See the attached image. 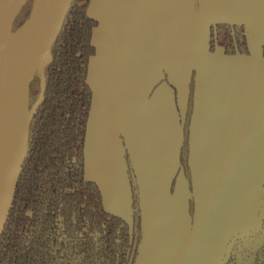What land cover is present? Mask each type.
<instances>
[{"label": "water", "instance_id": "obj_1", "mask_svg": "<svg viewBox=\"0 0 264 264\" xmlns=\"http://www.w3.org/2000/svg\"><path fill=\"white\" fill-rule=\"evenodd\" d=\"M26 1L0 0V148L2 145H6L9 151L8 168L0 183V235L8 217L14 189L27 153L29 125L33 113L44 99V70L52 61V45L60 31L65 15L74 0H32L26 19L19 27L13 30L14 19ZM147 3L148 0H129L118 11L116 17L110 22V25L106 27H102L100 20L91 16L88 11V14L97 21V25L93 28L91 38L95 53L89 59L86 78L92 94L86 124L85 143L88 123L91 120H93L97 129L99 127L102 129L113 127L116 133L115 137L120 143L123 174L128 183L130 193L129 205L131 213V186L127 173V163L124 157L125 152L128 153L134 172V180L137 185L141 210L142 238L134 264H141L142 256L140 254L148 239L155 240L163 237L164 234L168 236V242L171 239L174 240L171 242L174 248L173 257L171 258L174 261L171 264H215L225 249H227V252L229 251L232 240L245 234L243 232L236 234V231L245 228H238V230L232 232H229V230H232L235 226L246 225L247 216L244 214L245 212L237 210L229 202H226V204L222 202L220 204L219 218L212 217L214 221H208V216H216L217 212L205 209L202 204V197L211 198L214 192L213 190L202 189L200 187V171L197 169L199 157L196 149L198 142L196 137V98L199 76L206 56L213 52L209 50L211 25L216 22L244 23L221 20L208 24L203 45L185 40L183 45H181L180 58L170 60L171 64L175 66L173 72L166 69L167 60L163 58L149 60V63L155 68L154 70H157L158 74L148 73L146 70L149 67V63L148 65H143L142 62H137L132 58L133 52L128 50L132 37L139 27L142 11H144ZM198 17V11L195 10V20ZM244 26L247 37V28L245 24ZM216 48L221 50L223 56H242L244 58L246 76L242 74L240 69L234 67L231 68L229 75L231 83L241 82V78L244 77V81L249 86L247 88L249 89L250 97L255 101V106L252 102V110L254 113L256 111V125L260 128V107L257 102V94L261 84L259 69L263 68V66H259L255 62L253 65L250 63L249 46L248 54L236 53L234 55H227L223 52L222 48ZM97 57L111 59V66L115 70L116 78L114 87L109 85L106 91V102H103L101 108L94 104V91L89 79L91 64L93 62L96 63ZM162 62L164 63V67L161 69L159 67L163 65ZM134 63H141L142 66L134 73L138 76L137 81L131 90L130 100L125 102L122 79H124L127 72L124 68L128 64L134 65ZM36 74H39L40 78V93L34 104L29 106L30 83ZM226 77L227 73L225 70L222 73H218L216 70L209 81L215 79L219 82L221 78ZM164 79L166 81L163 85L168 87L171 92L174 90L176 107L173 102L168 103L159 97L157 90ZM192 81L194 91L193 110L190 116L187 138V166L189 172V177H187L184 167L180 162V154L184 144V121L188 109L190 84ZM150 105L154 109L158 107L161 116L156 118L155 122L157 123L147 126L149 122H146V116L149 107H151ZM170 108H175L176 113L173 124L171 125L168 122V126L164 120L169 116ZM129 113H131L130 116ZM251 115L252 126V121L255 117L252 112ZM144 121L145 124H143ZM10 123L13 125L11 126ZM262 125L261 140L264 145V123ZM132 130H136L137 132L147 130H154L155 133L160 132L159 144L162 145V152L156 153L154 156L156 166L154 169L152 168V171L155 176V186L151 192H149L146 185L140 183L136 157L133 149L129 150L128 142L130 139L128 136L131 135ZM225 166L226 162L224 163ZM223 172H225V168L220 173L221 186L225 190V193L228 194L229 183ZM260 182V200L256 207V211L260 212L257 217L256 230L260 226V216L263 211L260 207L261 205L264 207V176H262ZM141 186L144 189L148 205L151 206L153 204V198L156 194L160 198L161 208L159 209V214H155L156 222L149 224L150 226L147 225V221L143 225ZM190 201L193 202L192 213L189 211ZM109 212L116 214L112 211ZM230 218L235 220L234 224H237L230 226ZM223 261L218 264H223Z\"/></svg>", "mask_w": 264, "mask_h": 264}, {"label": "trees", "instance_id": "obj_2", "mask_svg": "<svg viewBox=\"0 0 264 264\" xmlns=\"http://www.w3.org/2000/svg\"><path fill=\"white\" fill-rule=\"evenodd\" d=\"M89 2H72L52 45V61L44 70V100L29 125L27 153L0 235V264H94L96 256L98 264H116L120 258L128 259L121 252L129 242L126 223L102 208L98 185L83 175L92 94L86 78L97 25L88 14ZM31 4L27 0L23 5L13 30L24 22ZM246 38L244 24L216 22L210 27L209 50L220 47L227 55L248 54ZM193 85L192 81L190 98ZM39 93L36 74L30 83L29 106ZM124 157L131 186V233L136 231L129 258L134 264L142 238L141 210L127 152ZM263 246L249 253L256 254L260 264H264Z\"/></svg>", "mask_w": 264, "mask_h": 264}, {"label": "crops", "instance_id": "obj_3", "mask_svg": "<svg viewBox=\"0 0 264 264\" xmlns=\"http://www.w3.org/2000/svg\"><path fill=\"white\" fill-rule=\"evenodd\" d=\"M129 0H90L88 11L91 16L100 20L102 27L110 25L119 10ZM195 10L199 17L195 20ZM140 24L134 33L128 50L133 52V59L142 62L165 59L166 69L173 72L175 66L170 60L179 59L181 45L185 40L203 45L206 38L207 26L216 21H240L246 25L247 41L250 49V63H257L263 68L259 69L260 88L257 94L259 119L261 127L264 123V0H148L142 11ZM93 67L96 74H103L104 78L112 80L110 83H100L103 102H106V91L116 84L115 70L111 66L110 58L97 57ZM242 56L226 57L221 50L206 56L202 67L196 98L197 116V153L202 189L213 190L211 198L202 197L203 207L216 211L208 216L219 218L220 204L229 202L237 210L245 212L247 224L235 226L229 232L238 228H247L253 224L256 207L260 200L261 178L264 176V145L262 144V129L256 125V111L252 110L249 86L241 78V82L231 83V68L244 70ZM162 66L159 67L162 69ZM149 63L148 73H157ZM158 69V68H157ZM217 70L226 71L227 77L211 80ZM255 70V69H254ZM223 79V80H222ZM163 82L159 85V97L168 103L173 102L176 107L174 90L165 87ZM248 86V88H247ZM97 89V88H96ZM95 89V91H96ZM174 89V88H172ZM225 89V92H224ZM177 91V89H175ZM102 102V105H103ZM154 102V101H153ZM152 102V103H153ZM100 104V103H99ZM153 105V104H152ZM151 106V105H150ZM175 109V108H174ZM169 110V116L164 122L173 124L176 111ZM253 113L254 117L251 126ZM159 114L158 107H149L146 122L154 125ZM169 122V123H168ZM145 124V121L143 122ZM115 131L95 127L93 120L88 123L85 143V176L97 182L103 205L106 210L112 211L126 220H130L129 188L123 174V164L120 153V143L115 137ZM135 158V157H134ZM136 160V158H135ZM226 166L224 167V163ZM225 168V177L228 180V194L221 186L220 173ZM138 170L140 183V171ZM141 202L143 225L156 222L159 214L160 198L156 194L153 204L146 203L144 189L141 186ZM225 194V196H224ZM227 194V196H226ZM211 204L210 206H208ZM264 218V212H263Z\"/></svg>", "mask_w": 264, "mask_h": 264}, {"label": "rangeland", "instance_id": "obj_4", "mask_svg": "<svg viewBox=\"0 0 264 264\" xmlns=\"http://www.w3.org/2000/svg\"><path fill=\"white\" fill-rule=\"evenodd\" d=\"M93 65L94 64L92 63L90 67L89 79L94 91V104L97 107L101 108L103 99L102 96L100 95L102 91L100 90L99 85L100 83H107V82L112 83L114 81L113 79L108 80L104 78L103 74H96ZM141 66H142L141 63H134V65L128 64L124 68V70H126L127 72L126 76H124V79H122V85H123L122 87L125 92V96H124L125 102H128L130 100L131 90L134 87V83L137 81V77H138L134 73ZM130 115L131 113H129V116ZM128 138L130 139V141L128 142L129 150L131 151V149H133V152L135 154L136 163L140 171V178L143 184L147 186L149 192H151V190L155 186L154 185L155 176H154V172L152 171V168L154 169L156 166L154 161V156L156 153L162 152V145L159 144L160 132L155 133L154 130L137 132L136 130H132L131 135L128 136ZM234 221L235 220H232L230 218L229 221L230 226L237 224V223L234 224ZM169 236L172 237L171 234H169ZM163 237L157 238L155 240L150 238L148 239L145 247L142 249L140 254V256H142L141 264H171L174 261V260L172 261L171 259L174 253V248L172 247L171 242H173L174 240L171 239L168 242V238H167L168 236L166 234H164Z\"/></svg>", "mask_w": 264, "mask_h": 264}, {"label": "flooded vegetation", "instance_id": "obj_5", "mask_svg": "<svg viewBox=\"0 0 264 264\" xmlns=\"http://www.w3.org/2000/svg\"><path fill=\"white\" fill-rule=\"evenodd\" d=\"M193 88H194V85H193ZM193 91H194V89H193ZM192 110H193V97L190 98V96H189L188 109H187L186 117H185V121H184V144L182 146L181 154H180V158H184V161L181 162V160H180V162L184 167V170H185L187 177H189L188 166H187V153H188L187 138H188V133H189V123H190V116L192 114ZM186 147H187V149H186ZM185 151H186V153H185ZM83 175L86 178V176H85V153H84ZM263 185H264V183H263ZM98 188H99V186H98ZM99 190H100V188H99ZM100 194H101V190H100ZM100 197H101L102 208L104 210H106L104 205H103L102 194L100 195ZM260 208H262L263 211H262V214L260 216V226H259L258 230H256L255 228H256L257 217H258V214L260 211H256V215H255V219H254L253 224H251L249 227H247L243 230L236 231V234H238L239 232H243L245 234L238 236L234 240H232L229 251L227 252V249H225L222 252L221 257L217 260V262L215 264H218L219 262H221L223 260H224L223 264H226L227 262H229V264H260V259L256 258V256H257L256 254H254V257L249 255L251 249L257 247L261 243H263V245H264V218H263L264 207L261 205ZM189 211H190V213L193 212V202L192 201H190ZM118 216L121 217L127 225L126 232L128 234L129 242L127 243V245L122 246V249H121V252H124L125 257H127L128 259L126 260V259L120 258L116 262V264H129V262H130L129 258L131 257V255L133 254V251H134V246L132 244V234L134 233V236H135L136 231L131 233L132 218H130V220H126L122 216H120V215H118ZM59 221H60V219L58 218V221H57L58 226H60ZM60 241H61V239H60ZM229 242H230V240H229ZM260 251H262V255H261V257H262L264 254V246H263L262 250H260ZM99 262L100 261H99L98 257L96 256L94 259V264H98Z\"/></svg>", "mask_w": 264, "mask_h": 264}, {"label": "bare ground", "instance_id": "obj_6", "mask_svg": "<svg viewBox=\"0 0 264 264\" xmlns=\"http://www.w3.org/2000/svg\"><path fill=\"white\" fill-rule=\"evenodd\" d=\"M12 126L13 124L10 123ZM8 160H9V151L6 145H2L0 148V183L3 180L5 172L8 168Z\"/></svg>", "mask_w": 264, "mask_h": 264}]
</instances>
